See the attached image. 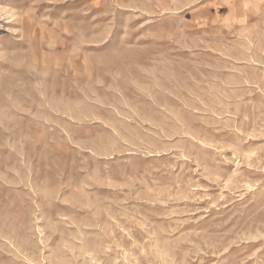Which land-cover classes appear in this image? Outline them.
Returning <instances> with one entry per match:
<instances>
[{
  "label": "rangeland",
  "instance_id": "374dc122",
  "mask_svg": "<svg viewBox=\"0 0 264 264\" xmlns=\"http://www.w3.org/2000/svg\"><path fill=\"white\" fill-rule=\"evenodd\" d=\"M0 264H264V0H0Z\"/></svg>",
  "mask_w": 264,
  "mask_h": 264
}]
</instances>
